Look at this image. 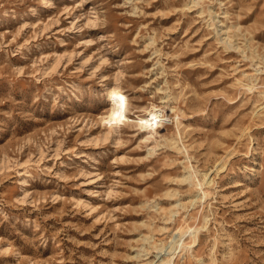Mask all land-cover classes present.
Wrapping results in <instances>:
<instances>
[{
    "label": "rangeland",
    "instance_id": "rangeland-1",
    "mask_svg": "<svg viewBox=\"0 0 264 264\" xmlns=\"http://www.w3.org/2000/svg\"><path fill=\"white\" fill-rule=\"evenodd\" d=\"M0 264H264V0H0Z\"/></svg>",
    "mask_w": 264,
    "mask_h": 264
},
{
    "label": "bare ground",
    "instance_id": "bare-ground-1",
    "mask_svg": "<svg viewBox=\"0 0 264 264\" xmlns=\"http://www.w3.org/2000/svg\"><path fill=\"white\" fill-rule=\"evenodd\" d=\"M106 97L108 102V112L104 116L107 124L119 123L122 119L126 118V112L128 111L127 97L117 87L110 88L106 91ZM159 113L157 109L152 108L147 112L144 117L138 118V123L141 127H148L151 124H156L161 121L157 119ZM153 122V123H152ZM207 175V171L202 173L203 178Z\"/></svg>",
    "mask_w": 264,
    "mask_h": 264
}]
</instances>
